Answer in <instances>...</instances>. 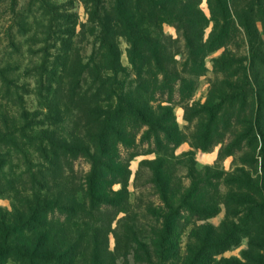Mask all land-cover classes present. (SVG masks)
Listing matches in <instances>:
<instances>
[{
	"label": "trees",
	"instance_id": "16d2710c",
	"mask_svg": "<svg viewBox=\"0 0 264 264\" xmlns=\"http://www.w3.org/2000/svg\"><path fill=\"white\" fill-rule=\"evenodd\" d=\"M107 1H83L88 22L93 25L90 34L95 39L90 57L72 48L74 32H69L62 55L54 58L51 69L58 78L49 79V93L42 98V107L48 112L43 132L46 137L32 136V141L26 137V133L36 134V129L42 127L32 122H25L10 136L14 139L12 146L25 160L23 148L27 146L34 147L40 160L38 165L29 163L19 176L29 178L21 185L22 190L11 188L17 198L23 196L22 200H15L12 213L0 216V264H212L216 256L240 243L242 231L234 223L232 229L225 223L216 230L203 226L192 232L195 242L180 257L176 222L181 213L187 212L195 222L218 213L216 204L202 198L210 187L203 180L193 183L187 197L181 194L182 188H177L171 194L173 206H169L171 199L163 196L168 214L160 218L164 222L159 228H150L147 236L132 219L125 227L127 236L122 243L110 222L101 219L105 209L126 211L130 170L118 156V147H130L134 131L148 127L147 136H155L158 144L160 134L169 143H181L171 107L156 100L157 95L168 91L171 103L175 89L166 84L180 82L174 77L178 76L175 52L163 33V24L173 25L181 36L187 62L197 67L192 74L204 69V60L210 53L227 48L236 33H243L249 61L240 69L241 85L229 84L226 89L230 93L223 89L218 96L211 95L203 111L207 122L201 121L202 132L193 147L207 151L211 141L220 135V128L227 132L232 124L234 130L240 127L242 132L227 146V153L239 149L245 141L250 147L259 146L261 181L252 183L245 177L236 182V187L257 196L261 208L251 199L236 204L254 206L248 211L254 230L264 222V87L254 74L256 65L264 72L263 42L257 28L260 23L264 33V0H207L214 26L206 40L209 21L199 8L200 0ZM118 37L129 44L128 60L136 76L132 82L135 89L128 93L117 80L123 73L116 47ZM234 62L226 51L213 60V66L231 77ZM170 65L171 70L167 68ZM249 102L251 109L246 119ZM154 103L159 104L153 106ZM240 117L244 120L240 121ZM19 141L27 142L20 148L16 144ZM2 143L0 147H5ZM79 157L91 165L80 188L73 178L66 177L67 172H72L71 161ZM219 179V175L213 176V180ZM117 183L122 188L112 190ZM167 183L159 173L155 174L154 184L163 193ZM110 234L115 238L113 250L109 247ZM261 247L257 246L263 250Z\"/></svg>",
	"mask_w": 264,
	"mask_h": 264
},
{
	"label": "rangeland",
	"instance_id": "374dc122",
	"mask_svg": "<svg viewBox=\"0 0 264 264\" xmlns=\"http://www.w3.org/2000/svg\"><path fill=\"white\" fill-rule=\"evenodd\" d=\"M83 1L0 0V144L3 142L5 145L0 147V216L12 213L15 200H22L23 196L18 195L17 198L11 188L16 186V189L22 190L21 185L28 182L29 178L19 176L25 172L29 163L38 165L40 160L33 151L34 147L28 146L23 148L27 154L25 160L22 153L19 154L12 146L14 139L10 136L16 128L32 122L42 124V127L36 129V134L26 133V137L31 141L32 136L46 137L43 132L46 130L48 112L42 107L44 102L42 98H46L49 93V79L55 81L54 78H58L53 76L51 66L54 58L62 55L60 52L65 49L68 33L74 32L72 48L79 49L81 56L88 58L93 52L95 39L90 34L93 25L88 22ZM107 3L108 1L106 6ZM199 8L209 21L204 34L206 40L213 30L214 23L207 0H200ZM162 28L164 35L172 43L175 52L174 69L178 72V76L174 77H178L180 82L166 84L175 89L171 103L168 102L170 96L168 91L157 95L156 100L162 106L171 107L181 143L177 145L169 143L167 137L160 134L158 144L155 136H147L148 127L134 131L133 144L130 147L121 145L118 147V156L130 170L126 184L128 192L126 211L105 209L101 213V219L110 222V228L115 230L122 243L127 236L125 227L132 219L147 236L151 232L150 228H159L158 226L164 222L160 218L168 214V205L164 202L163 196L170 200L171 194L177 188H182L181 194L187 197L193 183L203 180L210 183V187L206 188L202 198L208 203L216 204L218 213L207 220L196 222L187 212L181 213L176 222L180 232V257L183 258L188 245L195 242L194 238L192 239L194 230L203 226H211L216 230L222 223H225L228 229H232L234 223L242 231L240 243L216 256L212 264H264V249L257 248L264 246V222L259 230H254L248 215L249 209L254 206L236 204L239 200L251 199L261 208L262 203L257 196L236 187V182L245 177H249L252 183L261 181L263 174L259 146L250 147L247 145L248 141H245L239 149L237 147L230 154L227 153V146L242 132L240 127L234 130L232 124L230 131L225 132L222 131L223 127L220 128V135L211 141L207 151L193 147L195 138L202 132L201 121H206L203 111L204 107L208 106L211 95L218 96L223 89L230 93L231 91L226 89L229 84L241 85L239 72L241 68L248 66L249 61L245 37L242 32L236 33L227 48L210 53L204 60V69L192 74L191 70L197 67L187 62L181 36L171 24H163ZM257 28L264 51V33L260 23L257 24ZM116 47L120 53L123 71L117 80L123 85V91L128 93L135 89L132 82L136 78L128 60L129 44L125 38L118 37ZM226 51L235 61L232 63L231 77L219 73L213 66V60ZM167 68L171 70L173 65ZM254 74L264 87V72L259 65L255 66ZM262 91L264 92L263 88ZM40 94L43 97H40ZM159 103H154L153 106ZM250 109L251 102L245 108L246 119ZM231 113L232 110L229 109V114ZM244 117H240V121L244 120ZM53 120L49 119V122L54 123ZM47 135H50V131ZM26 142L19 141L16 144L21 148ZM159 163H162L163 167ZM71 166L72 172H67L66 177L73 178L75 185L80 188L91 172V165L87 159L79 157L71 161ZM156 173L169 182L163 188L164 193L154 184ZM215 175H219L220 179L213 180ZM121 188L119 183L112 186L114 191ZM173 203L175 199L170 200L169 206L175 205ZM57 216L56 214L55 217ZM114 245L115 238L110 234V250L114 249Z\"/></svg>",
	"mask_w": 264,
	"mask_h": 264
}]
</instances>
